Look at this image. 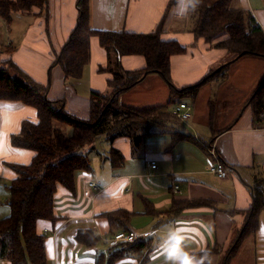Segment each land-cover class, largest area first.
Segmentation results:
<instances>
[{
  "label": "crops",
  "instance_id": "0c3cea01",
  "mask_svg": "<svg viewBox=\"0 0 264 264\" xmlns=\"http://www.w3.org/2000/svg\"><path fill=\"white\" fill-rule=\"evenodd\" d=\"M77 1L48 0L40 11L11 13L10 23L0 15V63H15L32 82L47 89L46 97L87 119L91 92L110 91L107 81L112 76L100 71L108 56L97 36L91 38L90 59L80 78H65L55 62L76 24ZM89 4L94 29L148 33L162 19L168 0H89ZM234 5L251 10L264 29V0H234ZM192 25L190 0H177L167 11L162 37L176 39L187 49L170 58L171 84L159 73H149L118 96L119 102L137 108L186 101L192 106L187 129L170 124L166 131L145 135L135 147L129 137H118L112 146L124 156L119 166L111 164L109 142L106 156L100 155L95 164L90 158V168L76 172L72 189L59 182L54 219L37 222L46 237V264H96L112 251L119 254L115 264H198L194 254L215 245L220 250L211 256V264H225L252 206L253 186L261 182L264 187V114L255 122L250 104L264 76V57L242 56L243 66L237 71L222 72L215 83L209 78L195 94L177 95L173 88L194 85L229 61L224 49L203 39L194 45ZM121 65L139 69L145 59L124 55ZM255 68L256 74L250 72ZM24 119L36 120V108L20 101H0V220L11 212L9 187L16 173L10 164H27L34 155L11 142ZM172 131L188 136L173 143ZM210 149L226 166L225 178L208 169ZM90 182H98L97 187ZM189 200L211 203L185 205ZM124 212L128 218L122 216ZM81 230H92L95 243L79 240ZM120 230L149 235L140 246H114L111 236ZM0 264L11 262L0 255ZM227 264H264V208L258 227Z\"/></svg>",
  "mask_w": 264,
  "mask_h": 264
},
{
  "label": "trees",
  "instance_id": "16d2710c",
  "mask_svg": "<svg viewBox=\"0 0 264 264\" xmlns=\"http://www.w3.org/2000/svg\"><path fill=\"white\" fill-rule=\"evenodd\" d=\"M48 0H0V15L7 23L11 22L16 11L30 12L42 10ZM177 0H168L162 19L152 32H130L97 30L90 25L89 0L77 1V21L70 36L57 54L64 77L78 79L90 59V41L97 36L106 50L108 61L100 71L111 73L107 85L110 91H92L90 95L89 117L78 118L64 109L58 101L46 97L47 89L32 82L15 63L7 61L0 65V101H20L36 108L37 119H24L20 131L13 134L14 146L34 152L27 164L12 163L10 167L16 177L10 183V215L0 220V255L7 257L11 264H46L45 234L38 231L40 219H54V195L60 182L72 189L75 175L79 170L90 168V157L81 151L85 145H93L104 135L111 143L109 158L112 166H119L124 156L112 143L121 136L131 139L133 146L141 143L149 133L166 131L170 124L180 120L167 108L157 105L137 108L119 102L118 96L149 73H159L171 84L170 58L184 53L186 46L176 39L162 37L163 26L169 7ZM193 17L192 33L194 45L199 39L215 47L224 49L229 55V63L243 55L264 57V29L251 10L236 7L234 0H190ZM139 54L145 59L143 68L127 70L121 65L124 55ZM240 54V55H239ZM238 56L236 59L232 60ZM232 60V61H231ZM211 70L207 78L200 82L173 88L177 95L195 94L196 90L209 78L222 74L224 68ZM254 121L264 114V81L255 88L250 99ZM71 132H67V127ZM173 143L188 136L181 131H172ZM209 200H192L185 205L210 204ZM264 208V187L258 182L253 186V203L248 212L244 228L226 256L225 264L235 255L243 240L258 227L259 214ZM113 221V214L109 213ZM129 217L128 212L122 214ZM114 232L112 236L115 234ZM111 236V237H112ZM77 238L85 244H93L96 237L92 230H81ZM146 241L119 242L136 247ZM220 249L217 245L197 252L194 257L198 264H211V256ZM118 252L112 251L109 257L96 264H115Z\"/></svg>",
  "mask_w": 264,
  "mask_h": 264
},
{
  "label": "built area",
  "instance_id": "2783aa9c",
  "mask_svg": "<svg viewBox=\"0 0 264 264\" xmlns=\"http://www.w3.org/2000/svg\"><path fill=\"white\" fill-rule=\"evenodd\" d=\"M191 108L192 106L190 103L183 101V100H179L172 107V113L175 116H177L179 119L186 120L191 117ZM209 153H210V157L207 159L208 169L214 172L215 174H217L219 178H225L227 176L226 166L222 163V161L218 159L215 150L210 149ZM151 166L156 167L155 161L151 162ZM89 184L93 188L97 187L96 182H90ZM175 188H178V186H175ZM148 235H149V232L140 233L135 230H120V231H117L111 237L110 241H111V244L114 245L119 242H133L135 240H142L143 238H147Z\"/></svg>",
  "mask_w": 264,
  "mask_h": 264
},
{
  "label": "rangeland",
  "instance_id": "374dc122",
  "mask_svg": "<svg viewBox=\"0 0 264 264\" xmlns=\"http://www.w3.org/2000/svg\"><path fill=\"white\" fill-rule=\"evenodd\" d=\"M243 56H245V55H243ZM240 58H238L237 60H235L236 63L235 62H232L230 65H227L224 68L223 71H226L227 70L229 73H233V72L237 71L239 69V67L243 66V62H244L243 61L244 59L239 60ZM0 65H1V63H0ZM258 71H259V69L258 68H255L254 70H252L250 72H254L256 74ZM263 71H264V68H263ZM244 73H246V72H244ZM215 77L216 76L211 77V80H212L211 82H214V83L216 82ZM263 81H264V76L261 79V82L260 83H262ZM174 98H175V96H174ZM173 106H174V102H170L167 105V108L168 109H171ZM189 119L181 120V121L178 120V122L176 123V127L177 128H181L183 130H186L187 129V127H186V121H188ZM69 128H70V126L67 127V132L68 133L71 130V128L70 129ZM108 147H109V142L106 140V138L104 137V135H101L100 137H98L95 140V142L93 143V145H87V146L85 145V147L82 148L81 151H83V152L85 151V153L87 152L88 156H90V158L92 159L93 164H95V163H98L99 162L97 159L100 158V155L101 156H106V151L105 150H107ZM96 184L98 185V182H96ZM7 193H9V189L8 188H7ZM104 243H106V241H104Z\"/></svg>",
  "mask_w": 264,
  "mask_h": 264
},
{
  "label": "water",
  "instance_id": "95a60500",
  "mask_svg": "<svg viewBox=\"0 0 264 264\" xmlns=\"http://www.w3.org/2000/svg\"><path fill=\"white\" fill-rule=\"evenodd\" d=\"M240 55V54H239ZM238 56H236L235 58H233L232 60H234V59H236ZM231 60V61H232ZM229 62L228 61H226V62H223V64L222 65H220L219 67H217L216 69H215V71L216 70H219L221 67H223V66H225V65H227Z\"/></svg>",
  "mask_w": 264,
  "mask_h": 264
}]
</instances>
